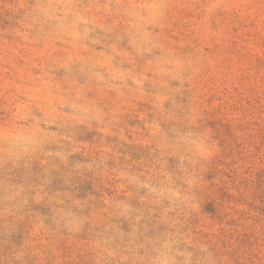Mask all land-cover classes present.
<instances>
[{"label":"clouds","instance_id":"1","mask_svg":"<svg viewBox=\"0 0 264 264\" xmlns=\"http://www.w3.org/2000/svg\"><path fill=\"white\" fill-rule=\"evenodd\" d=\"M239 110L264 143V0H0V208L47 197L33 234L84 232L89 264H264V185L247 179L264 157L244 155ZM88 173L114 194L77 198ZM52 179L68 190L49 196Z\"/></svg>","mask_w":264,"mask_h":264},{"label":"rangeland","instance_id":"2","mask_svg":"<svg viewBox=\"0 0 264 264\" xmlns=\"http://www.w3.org/2000/svg\"><path fill=\"white\" fill-rule=\"evenodd\" d=\"M177 47L183 45V39L173 41ZM47 52V49L37 50V55L43 56ZM60 73H57L59 77ZM209 97L211 99V107L218 108L224 111V104L221 99L216 98V93L211 91V85L209 86ZM235 95V94H234ZM236 108L242 109L246 106V99L241 98L235 101ZM140 110L152 109L153 105L140 103ZM163 107L169 109L171 105L165 102ZM155 112L159 113V109ZM152 111L149 112L151 116ZM161 127L165 130L168 125L163 122L161 117ZM231 118L235 121L233 124V130L238 138H242L244 155L251 157L255 152L252 144L260 145V157H264V143H262L261 137L257 136L252 139L248 120L243 118V111H233ZM264 124V118L261 121ZM260 131V130H258ZM82 140L92 142L93 134H88L86 137H81ZM75 161H84L89 159L80 153L75 154L73 157ZM111 161L109 164L111 165ZM258 171V172H257ZM257 172V173H256ZM258 179L261 185H264V164L257 163L255 167L251 168V171L247 175V179L255 181ZM37 185L40 181H36ZM76 184L78 187L75 189L77 192V198H86L89 194L96 196L98 200L102 197L103 193L108 196L114 194L112 187H105L101 181L88 173L84 178H77ZM119 187V186H118ZM99 189V190H98ZM67 187L64 186L63 180L52 179L51 182L44 187L43 191L47 192L49 196L54 195L60 191H67ZM233 195H237L234 188H230ZM243 191V188H241ZM45 201L39 204L32 205V216H23L18 214L15 217L4 215L2 208H0V264H89V253L85 251L88 247V237L82 232L76 235H68L63 232H56L55 225L51 223L50 219H45L44 224L46 231L41 230L37 235H34V227L38 223L35 219V214H39L41 217H50L51 208ZM105 207L103 201L97 205L95 211H100ZM239 207L243 209L245 205L240 204ZM204 211L209 215L216 217L217 209L215 201L209 200L205 203ZM90 210H85V215H90ZM254 214V213H253ZM208 227L204 231L209 232L213 235L220 232L221 228L227 229L228 226L216 224L212 221H205ZM87 225L85 226V232ZM250 237H246L244 240L245 244H248ZM35 243L33 244V242ZM223 246V245H221Z\"/></svg>","mask_w":264,"mask_h":264}]
</instances>
